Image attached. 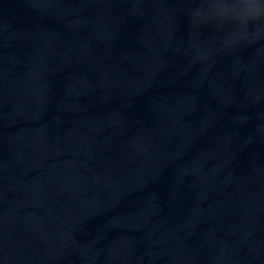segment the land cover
Returning <instances> with one entry per match:
<instances>
[{
  "label": "water",
  "instance_id": "1",
  "mask_svg": "<svg viewBox=\"0 0 264 264\" xmlns=\"http://www.w3.org/2000/svg\"><path fill=\"white\" fill-rule=\"evenodd\" d=\"M208 3L0 0V264H264V23Z\"/></svg>",
  "mask_w": 264,
  "mask_h": 264
},
{
  "label": "clouds",
  "instance_id": "2",
  "mask_svg": "<svg viewBox=\"0 0 264 264\" xmlns=\"http://www.w3.org/2000/svg\"><path fill=\"white\" fill-rule=\"evenodd\" d=\"M193 21L232 24L234 33L246 34L250 24L264 23V0H209L208 6L196 8ZM200 55L206 58L208 54Z\"/></svg>",
  "mask_w": 264,
  "mask_h": 264
}]
</instances>
